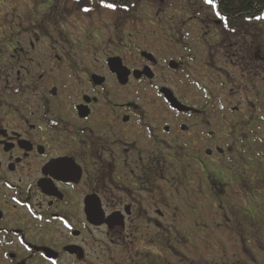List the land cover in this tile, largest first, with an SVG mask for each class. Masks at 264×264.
I'll return each mask as SVG.
<instances>
[{
    "label": "flooded vegetation",
    "instance_id": "obj_1",
    "mask_svg": "<svg viewBox=\"0 0 264 264\" xmlns=\"http://www.w3.org/2000/svg\"><path fill=\"white\" fill-rule=\"evenodd\" d=\"M215 3L0 16V264H264V14Z\"/></svg>",
    "mask_w": 264,
    "mask_h": 264
},
{
    "label": "rangeland",
    "instance_id": "obj_2",
    "mask_svg": "<svg viewBox=\"0 0 264 264\" xmlns=\"http://www.w3.org/2000/svg\"><path fill=\"white\" fill-rule=\"evenodd\" d=\"M3 3V5L0 7V16H11L13 10H12V6H15L14 4V0H3L1 1ZM37 2V0H20V3H21V6L22 9H32L34 8L33 6H35V3ZM263 136L264 137V133H262L260 135V137ZM263 141V140H261ZM263 147V146H261ZM261 192L262 194H264V184H262L261 186ZM235 188H233V190L229 189L228 190V193L227 195H234L235 191H234ZM237 193V192H236ZM246 193V192H245ZM243 204V203H241Z\"/></svg>",
    "mask_w": 264,
    "mask_h": 264
},
{
    "label": "snow or ice",
    "instance_id": "obj_3",
    "mask_svg": "<svg viewBox=\"0 0 264 264\" xmlns=\"http://www.w3.org/2000/svg\"><path fill=\"white\" fill-rule=\"evenodd\" d=\"M77 2H79V0H77ZM203 3L206 4V5H210V6H211V9H212L213 12H214V14H215L216 16H218V17L220 16L219 12H216V11H215V9L217 8V4L215 3V0H203ZM103 6L109 8V9H111V10H115V9H116V5H115V4H105V5H103ZM83 11H85V12H90L91 9L88 8V7H84V8H83ZM220 18H221V19H224L223 17H220ZM258 19H264V17H258ZM224 26L227 27V24L225 23ZM233 31H234V29H233Z\"/></svg>",
    "mask_w": 264,
    "mask_h": 264
},
{
    "label": "trees",
    "instance_id": "obj_4",
    "mask_svg": "<svg viewBox=\"0 0 264 264\" xmlns=\"http://www.w3.org/2000/svg\"><path fill=\"white\" fill-rule=\"evenodd\" d=\"M235 1L240 2V3L241 2L246 3V4L248 3L249 6L258 1L260 3L259 7L258 8H254V7L251 8V6H250V8H248L249 9L248 11H250V13H253V14H258L259 16L264 14V0H235ZM243 11L246 12L247 10L244 9Z\"/></svg>",
    "mask_w": 264,
    "mask_h": 264
}]
</instances>
